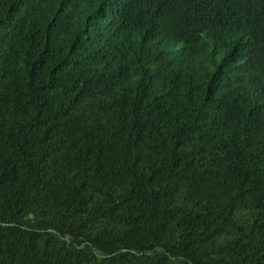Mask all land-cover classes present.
I'll use <instances>...</instances> for the list:
<instances>
[{
    "label": "trees",
    "instance_id": "obj_1",
    "mask_svg": "<svg viewBox=\"0 0 264 264\" xmlns=\"http://www.w3.org/2000/svg\"><path fill=\"white\" fill-rule=\"evenodd\" d=\"M0 264H264V0H0Z\"/></svg>",
    "mask_w": 264,
    "mask_h": 264
}]
</instances>
